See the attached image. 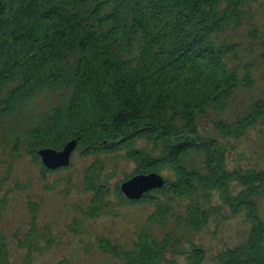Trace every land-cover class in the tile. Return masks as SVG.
Here are the masks:
<instances>
[{"label": "trees", "instance_id": "obj_1", "mask_svg": "<svg viewBox=\"0 0 264 264\" xmlns=\"http://www.w3.org/2000/svg\"><path fill=\"white\" fill-rule=\"evenodd\" d=\"M254 1L0 0V125L39 93L58 94L13 135L12 151L23 149L44 176L63 167L43 166L38 150L76 139L75 150L94 157L83 171L88 215L99 214L108 193L154 203L131 243L95 240L122 264H205L194 241L186 247L174 232L161 238L150 232L170 213L163 198L185 200L177 222L187 232L218 214L243 213L247 236L214 254L211 264H264V220L255 201L264 193V166L231 167L228 160L237 139L264 125V93L222 115L240 88L253 87L250 69L241 74L231 65L236 45L222 35L242 23ZM104 156L132 163V171L110 186L117 166L107 170ZM152 171L164 173L161 188L123 198V180ZM6 256L2 243L0 264H10Z\"/></svg>", "mask_w": 264, "mask_h": 264}, {"label": "rangeland", "instance_id": "obj_2", "mask_svg": "<svg viewBox=\"0 0 264 264\" xmlns=\"http://www.w3.org/2000/svg\"><path fill=\"white\" fill-rule=\"evenodd\" d=\"M222 37L236 45L230 55L231 65L238 67L241 74L250 69L254 82L251 89L240 88L235 93L222 113L226 116L247 108L251 99L264 93V58L260 57L264 44V0L250 3L242 23L229 27ZM57 100L58 94L39 93L25 110L0 125V246L3 243L6 247L10 264H58L62 259L65 264H122L120 259L103 252L95 240L103 237L131 243L153 213L154 203L123 202L108 193L103 200L106 206L100 207L99 214L88 215L91 195L83 188V171L94 157L74 150L68 166L43 176L40 166L23 149L12 151L13 135L31 116L47 110ZM214 116L211 112L205 123L210 124ZM142 145L144 141L138 143ZM234 145L232 160L228 159L231 167L264 166V125L250 128ZM103 161L107 170L117 166L110 186L123 179L124 172L132 171V163L121 158L104 156ZM161 201L170 206V213L164 220L151 223L150 232L157 238L174 232L185 241L186 247L189 241H194L205 251V264H211L214 254L239 244L247 236L249 223L243 213L218 214L200 231L187 232L177 222L185 200ZM255 201L264 220V193L256 196ZM75 222L78 224L74 225ZM30 233L32 245L27 246L24 240ZM178 260L185 263L182 256Z\"/></svg>", "mask_w": 264, "mask_h": 264}, {"label": "water", "instance_id": "obj_3", "mask_svg": "<svg viewBox=\"0 0 264 264\" xmlns=\"http://www.w3.org/2000/svg\"><path fill=\"white\" fill-rule=\"evenodd\" d=\"M77 140L72 139L64 144L61 149L44 147L38 150L41 163L48 169L66 167L70 164L71 156L76 149ZM164 177L155 171L149 173H137L123 180L119 189L130 200H138L143 194L154 189L161 188Z\"/></svg>", "mask_w": 264, "mask_h": 264}]
</instances>
